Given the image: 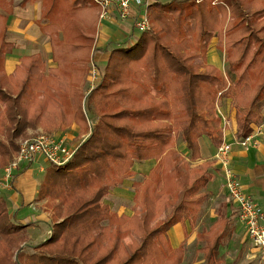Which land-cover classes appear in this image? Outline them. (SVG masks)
Returning <instances> with one entry per match:
<instances>
[{"label": "trees", "instance_id": "trees-1", "mask_svg": "<svg viewBox=\"0 0 264 264\" xmlns=\"http://www.w3.org/2000/svg\"><path fill=\"white\" fill-rule=\"evenodd\" d=\"M39 1L56 66L48 68L34 53L8 74L14 48L8 18L16 1L0 0V169L34 135L29 130L53 134L76 123L80 141L87 119L92 127L67 163L47 169L38 200L61 220L33 253L23 247L31 224L11 216L0 195V264H183L187 244L173 247L168 231L186 222L194 228L202 218L212 162H193L201 158L202 137L217 148L224 141L219 102L232 100L239 139L264 119V0H153L150 29L105 49L107 62L87 97L82 85L97 50L100 6L92 0L19 4ZM214 38L226 55V75L208 62ZM147 161L154 165L132 184L133 214H119L107 198ZM232 221L224 213L198 232L205 264H223L219 253L231 239Z\"/></svg>", "mask_w": 264, "mask_h": 264}, {"label": "crops", "instance_id": "crops-1", "mask_svg": "<svg viewBox=\"0 0 264 264\" xmlns=\"http://www.w3.org/2000/svg\"><path fill=\"white\" fill-rule=\"evenodd\" d=\"M15 1L16 5L14 12L10 14L8 18V40L14 43V48L6 58L7 73L13 74L17 65L20 63V59L25 55L34 53L41 54L48 68L56 66V63L51 57L52 49L49 38L43 34L40 27L42 3L39 1L21 6L19 4L20 0ZM133 9V12H136V7ZM1 12L3 11L0 8V13ZM137 37L138 32L135 29L133 18L122 19L119 16L118 9L116 7L111 8L108 16L99 21L96 35L97 50L94 54V64L97 68L104 67L109 56V52L105 50L107 47H113L117 43L125 41L131 43ZM214 40H216V43H214ZM217 44L218 39L214 38L208 51V62L216 66L218 65L215 62V56H218V51L222 52L217 47ZM226 70L222 72L224 75H226ZM218 113L223 118V126H225L223 142L231 144L232 148L230 166L240 180L244 191L250 195L259 206L264 207V133L259 138L256 146L244 147L238 142L236 110L232 105V100L228 98L222 99L219 102ZM256 126L257 124L252 125L248 132L254 131ZM40 132H44L42 128L29 130V133H34V135ZM81 133L82 130L80 126L74 123L51 135L55 136L57 139L63 140L65 144L66 142L71 143V148L76 149L81 143V141H77ZM87 135V132L84 133L82 138H85ZM200 145L201 158L194 161L193 164L203 163L205 161L212 162L213 179L204 190L208 193L209 200L203 208L202 218L194 228L186 222L178 223L168 231V238L173 247H178L182 243L187 244L189 241L197 239L199 231L204 229L208 230L209 227L219 219L220 215L224 213L226 216L232 215V223L234 225L231 239L227 244L229 243L230 246L231 243L234 244L240 238L241 241L246 237L249 238L244 226L239 221L238 207L229 197L223 170L215 159L218 148L215 147L206 136L200 139ZM178 148L185 156L188 155L186 144L183 141H179ZM45 162L48 161L44 156L40 155L32 162L23 163L10 183L7 186L0 187V195L6 199L11 216H14L22 223H33V221L35 224H38L40 221H47L50 223L51 213L45 210V207H42L43 201L38 200V192L45 178L48 166ZM153 165V161L137 163L134 167L137 175L133 176L134 178L130 177L126 179L123 185L112 189L106 201L113 209H116L115 206L117 205L119 209H116V211L119 214H133V181L146 175ZM2 174L3 168L0 169V176ZM129 188L133 190L132 193L128 191ZM221 195L226 196L228 199L220 200ZM119 199L120 201H123L122 199L129 201V199H131L133 202L132 204L127 203L128 207H123L124 205L120 203L121 206L119 207L118 201H116ZM32 210L36 212H32ZM205 216H210V219L211 217L213 219V222L207 228H203V226H206V224H204ZM30 226H28V228ZM223 247H221V249ZM231 248L232 246H230L229 249ZM254 249L256 251L259 250H257L255 246ZM259 252L264 260L262 252L260 250ZM223 264L225 263L223 262Z\"/></svg>", "mask_w": 264, "mask_h": 264}, {"label": "built area", "instance_id": "built-area-1", "mask_svg": "<svg viewBox=\"0 0 264 264\" xmlns=\"http://www.w3.org/2000/svg\"><path fill=\"white\" fill-rule=\"evenodd\" d=\"M100 6V20L105 19L111 8L118 9L122 19L133 18L135 29L142 33L150 29V20L147 13L143 14L142 6L146 7L152 0H92ZM136 7V12L133 8ZM92 79L89 92L94 88L99 72L96 65L92 63ZM264 133V119L255 127L254 131L248 132L239 143L244 147L256 146L259 138ZM77 149V148H76ZM76 149L67 146L63 140L57 139L51 134L40 132L34 137L21 142L18 152L13 159L3 168L0 176V187L7 186L23 163L32 162L37 156H44L50 164L64 165L75 154ZM231 144L223 142L218 147L215 159L221 166L225 185L230 199L238 207V218L244 226L248 237L253 241L254 246L259 249L264 256V207L259 206L244 189L240 180L232 170L231 164Z\"/></svg>", "mask_w": 264, "mask_h": 264}, {"label": "rangeland", "instance_id": "rangeland-1", "mask_svg": "<svg viewBox=\"0 0 264 264\" xmlns=\"http://www.w3.org/2000/svg\"><path fill=\"white\" fill-rule=\"evenodd\" d=\"M160 1L168 2L170 0H160ZM146 8H147L146 4H144L142 6L143 14L146 13ZM99 19H100V17H99ZM214 43H216V40H214ZM217 53H218V56H215V60H216L215 62L218 65V67L221 69V71L225 72V70L228 68L226 60H224V59H226V55L224 52H220V51H218ZM51 57H52V55H51ZM93 62H94V55L92 58V62L90 64L89 75L86 78V81L84 82V84L82 85V88H83V91H84L86 97L90 93L89 90H90V86H91L92 69H93L92 63ZM96 68H97V66H96ZM102 68H103V66H102ZM97 71L99 72V68H97ZM97 81H98V79H97ZM85 100H86V98H85ZM85 100H84V105H85ZM87 120H88L87 121L88 122V128L86 129V132L89 135L90 134V128L92 127L91 126L92 120L91 119H87ZM88 135L85 138H81L80 141L83 142L88 137ZM30 138H32V137H30ZM26 139H29V138H26ZM24 140L25 139L21 140V142ZM21 142H20V144H21ZM66 145L71 147L70 146L71 143L66 142ZM73 149H75V148H73ZM45 164L48 165L47 169L50 170L51 164L50 163L48 164V162H45ZM46 173H47V171H46ZM41 176H42V174H41ZM132 178H134V177H132ZM128 191H130V193L133 192V190L131 188H129ZM129 198H130V196H129ZM223 199L225 200L228 198L224 195H221L220 200H223ZM122 200L123 201H120V199L116 200V201H118L119 207L121 205H124L123 207H128L127 203L132 204V202H133V201H131V199H129V201H127L126 199H122ZM42 203H43L42 207H45L44 209L49 211V213H51L50 209L47 208V204L45 203V201H43ZM120 203H121V205H120ZM115 207H116V209H119L117 207V205ZM116 209L114 208L113 210L116 211ZM32 212H36V211L32 210ZM235 214H236V212H235ZM211 219H212V217H211ZM211 219H210V216H205L204 224H206V226H203V228H207L213 222V219L212 220ZM57 220H61V218L56 219V217H53V215L51 213L50 223H48L47 221H40L38 224H35L34 221H33V223L29 222L31 224V226L29 225L30 226L29 228L27 226L28 230H27V228L25 229L28 240L23 246L24 251L26 253H33L35 251L34 247L36 245H39L40 242L48 239L50 237V235L52 234L51 229H53V226L55 225ZM19 235H22V233ZM241 236H242V234H241ZM240 239L237 240L234 244L231 243V245H230V246H232L231 249H229L230 248L229 243L225 247H223L219 253V259H221L225 264H264V260L262 259L261 253L259 252V250L256 247L255 248L258 251H256L254 249V245H253L252 241L250 240V238L246 237L243 241H241ZM125 243L127 245H131L132 244L131 238L126 237ZM201 245H202V243H200L197 239H193V240L189 241V243H187L186 258H185V261L183 264H205V261L203 259V254L198 251V248Z\"/></svg>", "mask_w": 264, "mask_h": 264}]
</instances>
